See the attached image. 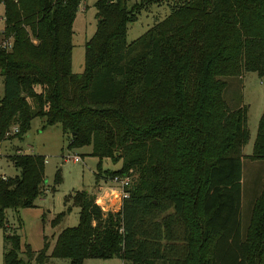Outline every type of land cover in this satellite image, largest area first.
Returning a JSON list of instances; mask_svg holds the SVG:
<instances>
[{"label":"trees","instance_id":"1","mask_svg":"<svg viewBox=\"0 0 264 264\" xmlns=\"http://www.w3.org/2000/svg\"><path fill=\"white\" fill-rule=\"evenodd\" d=\"M84 1L0 0L1 41L12 44L0 49V142L23 137L35 119L60 124L70 149L92 147L96 183L130 177L129 198L105 215L94 195L75 194L79 224L57 235L51 255L50 240L35 254L8 234L3 264H264V181L241 227L248 111L225 98L229 79L264 78V0H98L75 74L73 27ZM164 3L170 14L128 42L136 14ZM246 157L264 160V112ZM9 158L20 173L0 175V226L7 210L33 208L44 191L43 156ZM104 159L121 167L103 170Z\"/></svg>","mask_w":264,"mask_h":264},{"label":"rangeland","instance_id":"2","mask_svg":"<svg viewBox=\"0 0 264 264\" xmlns=\"http://www.w3.org/2000/svg\"><path fill=\"white\" fill-rule=\"evenodd\" d=\"M98 0H85L77 13L73 27L72 71L81 74L85 65V43L91 39L96 31V9ZM137 0H130L131 6ZM171 12L169 4L153 5L148 10L136 14V21L129 25L128 42H132L143 35L156 23L165 19ZM4 7L0 3V32L4 28ZM3 39L0 33V41ZM230 86L225 92V98L232 107L244 106L247 108V128L249 140L242 148V198H241V227L245 232L251 216L255 199L261 192L264 181V160H250L246 156L253 153L258 124L264 112V78L256 73H245L240 78L229 79ZM3 96L2 79L0 78V99ZM70 137L63 132L60 124L46 125L43 119H35L30 130L23 137L5 138L0 142V175L14 177L20 173L11 159L16 153L40 155L45 158V183L43 194L35 201L30 209L6 211L4 226H0V264H3L6 235L17 234L21 237L23 246L30 245L35 254L43 248L45 239L53 242L66 228L77 227L79 224L80 208L74 204L72 197L75 194L87 191L100 201L102 212L116 213L115 204L119 206L118 186L110 176L105 175L96 183L99 159L91 155L92 147L86 145L79 148H69ZM80 157L79 162L73 156ZM121 162L113 163L104 159L103 170H116ZM104 190H115L112 194L113 207L106 204L109 200ZM107 198V199H106ZM68 209L70 211H68ZM68 211V212H67ZM66 217L52 227V221L61 213ZM51 250L48 255H51ZM23 260L26 257L22 255ZM31 264H35L34 262ZM49 264H69L67 260L52 259ZM84 264H123L118 258L111 260L89 259Z\"/></svg>","mask_w":264,"mask_h":264},{"label":"built area","instance_id":"3","mask_svg":"<svg viewBox=\"0 0 264 264\" xmlns=\"http://www.w3.org/2000/svg\"><path fill=\"white\" fill-rule=\"evenodd\" d=\"M11 46H12L11 40H7V41H3V42L1 41V43H0V49L8 50V49H11ZM17 131H18L17 128H12L11 130H9L6 133V136H10V135L16 133ZM72 158L75 162L80 161V157L78 155H74ZM112 181L119 188L118 189V192H119L118 198H119V203L122 205V201L124 199L129 198V189L131 186V179H130V177H121V176L116 175V176L112 177ZM96 204L100 207V205L98 203H96Z\"/></svg>","mask_w":264,"mask_h":264},{"label":"crops","instance_id":"4","mask_svg":"<svg viewBox=\"0 0 264 264\" xmlns=\"http://www.w3.org/2000/svg\"><path fill=\"white\" fill-rule=\"evenodd\" d=\"M4 29V28H3ZM3 29H2V31H3ZM2 31L0 32V33H2ZM127 36H128V33H127ZM128 41V40H127ZM1 42V41H0ZM5 177H8V176H5ZM115 192H117V191H115V190H112V191H105L104 190V192H103V194H107V197H110V202H109V200H105L106 201V204L108 203L109 204V206H111V207H113V205H112V203H113V201L114 200H116V198H114L113 199V197L114 196H112V194H115ZM107 199V198H106ZM102 200V196L101 197H97L96 198V203H98L100 206H101V204H100V201ZM117 207V208H116ZM115 208L117 209V210H114L115 212H118V211H120V209H121V204L119 203V206L117 205V202H116V204H115ZM54 243H55V240L51 243V248H50V250L52 251V248H53V245H54Z\"/></svg>","mask_w":264,"mask_h":264}]
</instances>
